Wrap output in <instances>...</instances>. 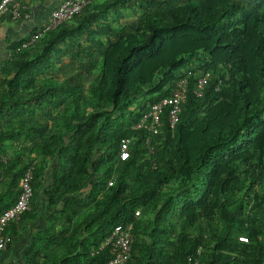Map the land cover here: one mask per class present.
I'll return each instance as SVG.
<instances>
[{
  "label": "trees",
  "instance_id": "obj_1",
  "mask_svg": "<svg viewBox=\"0 0 264 264\" xmlns=\"http://www.w3.org/2000/svg\"><path fill=\"white\" fill-rule=\"evenodd\" d=\"M26 40L0 66V214L32 164L33 194L5 234L56 168L25 264H107L125 224L127 264H264V0H91ZM181 80L177 125L149 132Z\"/></svg>",
  "mask_w": 264,
  "mask_h": 264
},
{
  "label": "built area",
  "instance_id": "obj_2",
  "mask_svg": "<svg viewBox=\"0 0 264 264\" xmlns=\"http://www.w3.org/2000/svg\"><path fill=\"white\" fill-rule=\"evenodd\" d=\"M91 0H65L62 2L50 15L46 27L42 32L35 34L28 41L22 44L21 49H25L37 41L42 34L57 28L64 22L69 21L72 17L79 14ZM25 5L23 0H0V19L8 18L11 21H17L21 18H27L25 12ZM209 75H205L196 82L193 94L200 98L203 94L205 86L207 84ZM169 98H164L156 103H154L144 117L141 124L145 121L148 123L149 132H157L156 126L159 123L160 117L165 109L168 110V123L173 129L178 121L179 114L181 112V105L185 102L186 91H187V81L181 80L176 86ZM141 124L135 127V129L140 128ZM146 144L150 143L149 138L146 139ZM131 145V140L124 139L121 141L120 147V158L125 160L128 158V148ZM153 151L151 150V153ZM34 170V164L28 167L25 174L20 178L18 186L20 193L17 201L13 206L7 209L5 212L0 214V254L6 250L9 242L10 236L5 234L7 227L11 224H18L23 216L31 209V199L33 194L32 189V171ZM111 186V183H109ZM139 213L136 212L135 216ZM132 224L118 225L114 228L110 237L105 241V243L99 248L102 250L108 247L111 253V259L107 264H127L130 258L131 248L133 245V238L131 235ZM200 253V250L197 251ZM193 264H199L198 260H194Z\"/></svg>",
  "mask_w": 264,
  "mask_h": 264
},
{
  "label": "crops",
  "instance_id": "obj_3",
  "mask_svg": "<svg viewBox=\"0 0 264 264\" xmlns=\"http://www.w3.org/2000/svg\"><path fill=\"white\" fill-rule=\"evenodd\" d=\"M65 0H23L27 18L11 21L8 18L0 19V66L11 57L9 45L27 39L46 27L51 13ZM56 164L48 168L44 175V185L48 186ZM44 187L38 191L34 206L35 218L22 223L17 231V236H11L5 251L0 254V264H25L26 252L34 236L47 227L46 220L51 211L46 210Z\"/></svg>",
  "mask_w": 264,
  "mask_h": 264
},
{
  "label": "clouds",
  "instance_id": "obj_4",
  "mask_svg": "<svg viewBox=\"0 0 264 264\" xmlns=\"http://www.w3.org/2000/svg\"><path fill=\"white\" fill-rule=\"evenodd\" d=\"M43 29H44V28H43ZM43 29H42V30H43ZM42 30H41V31H39V32H37V33H40V32H42ZM37 33H35V34H37ZM35 34H34V35H35ZM34 35H32V36H34ZM32 36H31V37H32ZM31 37L27 38V40H26V41H28V40H29ZM26 41H25V42H26ZM25 42H24V43H25ZM32 45H33V44H32Z\"/></svg>",
  "mask_w": 264,
  "mask_h": 264
}]
</instances>
